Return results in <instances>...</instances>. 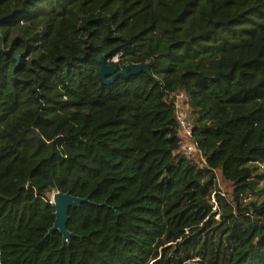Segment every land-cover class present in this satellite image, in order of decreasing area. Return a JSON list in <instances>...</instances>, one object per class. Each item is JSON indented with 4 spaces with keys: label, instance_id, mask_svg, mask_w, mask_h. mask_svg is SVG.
<instances>
[{
    "label": "trees",
    "instance_id": "trees-1",
    "mask_svg": "<svg viewBox=\"0 0 264 264\" xmlns=\"http://www.w3.org/2000/svg\"><path fill=\"white\" fill-rule=\"evenodd\" d=\"M262 165L264 0H0V264H264Z\"/></svg>",
    "mask_w": 264,
    "mask_h": 264
},
{
    "label": "water",
    "instance_id": "water-1",
    "mask_svg": "<svg viewBox=\"0 0 264 264\" xmlns=\"http://www.w3.org/2000/svg\"><path fill=\"white\" fill-rule=\"evenodd\" d=\"M17 65L20 61V57L17 56ZM101 68L99 71L100 80L105 85L113 84L117 79L123 78L128 79L130 76L139 75L142 71L149 72L148 65H139L138 67H134L133 65H127L126 68L122 71H117L116 68L109 64L107 61V57L103 56L100 60ZM51 204L55 206V222L54 225L50 228L47 237L53 236L56 231H59L62 235L63 245L71 244L72 238L77 237L74 232H71L68 229V223L70 220V209H79L83 204H91L96 205L98 207H109L108 203L96 204L90 200V197H77L72 195L70 192H56L52 196ZM110 208V207H109ZM113 209V208H112ZM116 216L119 218L120 213L118 211L115 212ZM82 238V237H80Z\"/></svg>",
    "mask_w": 264,
    "mask_h": 264
},
{
    "label": "built area",
    "instance_id": "built-area-1",
    "mask_svg": "<svg viewBox=\"0 0 264 264\" xmlns=\"http://www.w3.org/2000/svg\"><path fill=\"white\" fill-rule=\"evenodd\" d=\"M122 57H123V53H118L113 58H110L108 62L110 64L119 63ZM185 97L186 95L184 93L180 95V98H185ZM178 106L179 108H181L183 107V104L179 102ZM177 117L181 125V137L185 142V144L183 145L184 153L186 155H192L197 150L196 144L191 141V137H193V132H194V125L186 119L183 112H178Z\"/></svg>",
    "mask_w": 264,
    "mask_h": 264
},
{
    "label": "rangeland",
    "instance_id": "rangeland-1",
    "mask_svg": "<svg viewBox=\"0 0 264 264\" xmlns=\"http://www.w3.org/2000/svg\"><path fill=\"white\" fill-rule=\"evenodd\" d=\"M260 172L263 173V175H264V165H262L260 167ZM219 177H220V175H219ZM220 186H221V189H222L223 192H229L230 191V185L227 184L226 182L222 181V180L220 181ZM260 186L262 187V189H264V176H262L260 178ZM52 196H53V194L49 195V198L51 200H52ZM251 196L259 198V199H263L264 198V191L261 192V194L257 193V194H252Z\"/></svg>",
    "mask_w": 264,
    "mask_h": 264
}]
</instances>
